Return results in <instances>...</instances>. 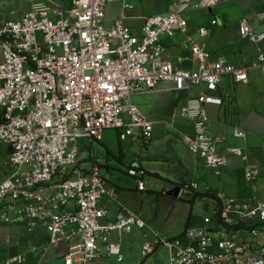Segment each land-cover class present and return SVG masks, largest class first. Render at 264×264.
<instances>
[{"label": "built area", "instance_id": "obj_1", "mask_svg": "<svg viewBox=\"0 0 264 264\" xmlns=\"http://www.w3.org/2000/svg\"><path fill=\"white\" fill-rule=\"evenodd\" d=\"M28 8L0 20V144L10 147L11 172L0 182V228L40 223L49 246L66 245L63 264H91L104 258L124 261L122 238L148 222L119 205L115 215L103 203L113 191L96 161L82 162L79 141H101L105 130L116 129L122 141L138 136L148 144L154 122L132 102L136 94L153 91L160 82L191 98L182 115L193 121L195 137L190 153L207 169L220 171L228 163L218 150L224 135H211L206 105H222L216 95L222 82L248 83L250 71L264 79V11L262 29L239 21V37L257 48L249 65L212 59L205 44L185 41L191 68L184 59H166L161 37L188 32L185 11L189 0L175 10L145 18L136 32L123 20L105 25L106 6L114 0H23ZM215 0H201L194 8H210ZM211 26L218 20L213 18ZM210 28L198 29L200 37ZM204 91L193 96V88ZM245 132L234 128V137ZM228 152L246 158L240 147ZM258 167L246 169L257 181ZM188 188V187H187ZM138 189H146L144 181ZM181 191V190H180ZM219 204L203 215L199 225L188 224L177 237L144 235L143 259L159 247L169 253V264H264V192L254 203L218 195ZM18 254L0 264H27Z\"/></svg>", "mask_w": 264, "mask_h": 264}, {"label": "crops", "instance_id": "obj_2", "mask_svg": "<svg viewBox=\"0 0 264 264\" xmlns=\"http://www.w3.org/2000/svg\"><path fill=\"white\" fill-rule=\"evenodd\" d=\"M119 10L105 16L108 26L119 20L138 32L145 18L154 14L168 13L176 9L180 0H119ZM190 8L185 11L189 22L188 32L173 38L163 36L166 59L173 63L184 59V68H191L190 50L185 41L193 37L205 44L212 59H223L235 65H249L257 56V48L239 37V21L245 19L257 31L262 29L258 13L264 11V0H215L210 8H194L201 0H189ZM27 4V3H26ZM28 8V5L25 9ZM216 18L218 24L211 26ZM209 27L206 37L198 35L200 27ZM264 52V42L260 45ZM172 83L160 82L153 91L136 94L132 102L154 122L153 136L148 144L138 136L122 141L119 131L107 129L101 141H89L86 149L91 152L88 161H96L101 169L106 186L113 196L104 197L103 203L114 216L119 205H126L148 222L149 231L142 232L150 237L159 227L157 217L161 206L180 200L186 204L181 229L166 238L181 235L188 224L199 225L202 215L210 213L218 206V195L236 198L254 204L264 192V79L258 70L250 71L248 83H234L225 79L216 95L223 100L222 105H206L211 135H224L218 144L220 153L226 155L227 165L220 171L207 169L201 159L190 153L188 143L195 137L192 120L182 115L181 109L191 98L187 93L171 90ZM204 91V86L193 88V97ZM234 128L245 132L243 137H234ZM116 132V142L109 143L107 132ZM94 143L102 144L105 153L98 156L93 152ZM6 145V144H4ZM229 147L242 148L244 159L228 152ZM0 144V182L9 174V156ZM5 160V166L3 161ZM85 161V162H88ZM258 167L260 174L255 182L246 178V169ZM129 177V178H128ZM144 181L146 189H138V182ZM180 187L178 197L166 193ZM188 187V188H187ZM194 192L211 196L189 200ZM151 205L145 216L144 211ZM201 206L203 214L200 217ZM199 211V215L196 212ZM149 211V210H148ZM5 225L0 228V260L18 254L28 256L27 264H63L66 245L57 247L47 243V232L42 224ZM167 232H169L167 230ZM161 236V235H160ZM153 237V236H151Z\"/></svg>", "mask_w": 264, "mask_h": 264}, {"label": "rangeland", "instance_id": "obj_3", "mask_svg": "<svg viewBox=\"0 0 264 264\" xmlns=\"http://www.w3.org/2000/svg\"><path fill=\"white\" fill-rule=\"evenodd\" d=\"M119 0L111 1L106 6V14L110 16V13L113 15L115 12L119 10L120 5ZM27 7V4L23 0H0V20L1 18H10V12H20L24 11ZM105 25L107 23L105 22ZM162 38V37H161ZM107 137L109 138V143L114 144L116 140V132L110 131L107 132ZM86 144H89L88 139H81L79 141V149H80V160L82 162L88 161L91 152L88 151L85 147ZM3 146L7 147V145ZM8 156L10 155V150L6 149ZM93 152L95 155H102L105 153L104 147L102 144L94 143ZM3 166H5V160L3 161ZM7 169L11 172L9 165H7ZM129 178V177H128ZM151 205L147 206V210L144 211V214L148 215L151 210ZM201 211L198 210L196 212L197 215L200 213V217L203 214L204 210L201 206ZM149 210V211H148ZM186 211V204L180 200L174 202V205L167 204L161 206V210L159 211L157 222L159 233L162 237L169 236L172 233H177L181 229L183 215ZM203 216V215H202ZM150 228V226L148 227ZM147 228V229H148ZM167 230L169 232H167ZM149 231V229H148ZM157 233L156 231L152 232L151 236H154ZM149 236V235H148ZM150 236V237H151ZM143 235L142 232L136 228L133 229L132 233L129 235H124L122 238V251L124 254V261L117 262L115 258H104L101 260H97L91 264H169V253L165 247H159L150 257H148L145 261L141 255V246L143 243Z\"/></svg>", "mask_w": 264, "mask_h": 264}, {"label": "trees", "instance_id": "obj_4", "mask_svg": "<svg viewBox=\"0 0 264 264\" xmlns=\"http://www.w3.org/2000/svg\"><path fill=\"white\" fill-rule=\"evenodd\" d=\"M207 196H211V195H209V194H204V193H197V192H194L193 194H192V198L189 200V203L192 205L193 204V202H194V200L196 199V198H203V197H207ZM146 260V259H145ZM144 260V261H145Z\"/></svg>", "mask_w": 264, "mask_h": 264}, {"label": "water", "instance_id": "obj_5", "mask_svg": "<svg viewBox=\"0 0 264 264\" xmlns=\"http://www.w3.org/2000/svg\"><path fill=\"white\" fill-rule=\"evenodd\" d=\"M180 190V187H175L174 189L168 191L166 194L171 197H178Z\"/></svg>", "mask_w": 264, "mask_h": 264}]
</instances>
